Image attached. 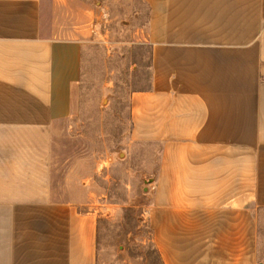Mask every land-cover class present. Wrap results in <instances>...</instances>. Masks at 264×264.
<instances>
[{"label":"crops","instance_id":"obj_1","mask_svg":"<svg viewBox=\"0 0 264 264\" xmlns=\"http://www.w3.org/2000/svg\"><path fill=\"white\" fill-rule=\"evenodd\" d=\"M138 2L151 78L129 95L128 140L155 148L147 215L159 262L260 264L264 0ZM70 7L0 0V264H100L93 191L53 199L52 134L73 113L101 18L79 8L67 26Z\"/></svg>","mask_w":264,"mask_h":264},{"label":"rangeland","instance_id":"obj_2","mask_svg":"<svg viewBox=\"0 0 264 264\" xmlns=\"http://www.w3.org/2000/svg\"><path fill=\"white\" fill-rule=\"evenodd\" d=\"M69 1L70 14H61L67 26L79 8L84 15L99 7L101 18L98 38L88 43L90 59L83 64L73 113L52 134L53 199L81 202L87 200L85 190L93 191L91 200L103 215L100 264H160L147 215L155 148L137 149L128 140L129 95L147 89L151 78L149 47L136 39L147 11L138 0ZM89 178L85 187L82 181ZM258 223L259 263L264 264V210L258 212Z\"/></svg>","mask_w":264,"mask_h":264},{"label":"trees","instance_id":"obj_3","mask_svg":"<svg viewBox=\"0 0 264 264\" xmlns=\"http://www.w3.org/2000/svg\"><path fill=\"white\" fill-rule=\"evenodd\" d=\"M154 252H155V250H154ZM156 254V253H155ZM158 258V257H157ZM160 263V262H159Z\"/></svg>","mask_w":264,"mask_h":264}]
</instances>
